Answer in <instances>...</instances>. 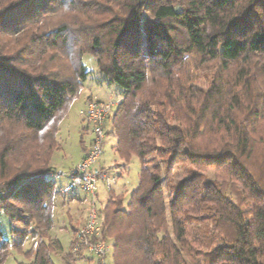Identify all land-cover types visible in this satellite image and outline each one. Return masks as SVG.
<instances>
[{"label":"trees","instance_id":"1","mask_svg":"<svg viewBox=\"0 0 264 264\" xmlns=\"http://www.w3.org/2000/svg\"><path fill=\"white\" fill-rule=\"evenodd\" d=\"M87 54L122 88L107 126L116 154L141 162L128 204L109 189L98 208L106 262L264 264V0H0V264L64 252L52 160ZM179 164L188 176L167 199ZM74 259L105 264L83 245Z\"/></svg>","mask_w":264,"mask_h":264},{"label":"rangeland","instance_id":"2","mask_svg":"<svg viewBox=\"0 0 264 264\" xmlns=\"http://www.w3.org/2000/svg\"><path fill=\"white\" fill-rule=\"evenodd\" d=\"M83 62L89 72V76L84 82L85 85L80 97L72 103L68 113L61 122L58 138L63 148L55 152V161L53 162L52 160V165H56L59 171V174L52 175V178L56 180L59 191L56 194L55 224L51 234L53 237L60 238L64 247V252L55 256L56 264H65L64 254L73 250L71 245L73 239L71 229L72 220V225L78 229L83 225L86 215H89L93 207L92 194L86 193L79 187L73 190L69 188L72 185V178L68 174L71 169L81 163L84 147L90 145L94 136L92 129L90 128V130L83 120V111L87 105L86 101L89 96L104 101H118L123 96L121 87L114 83L110 84L104 81L103 75L98 70L96 58L93 55H85ZM107 126L109 128L110 124ZM115 141L116 135L110 133L106 138L103 146V154L98 161V165L105 166L107 175L116 179L111 189L113 192L123 193L125 195V204H128L132 192L138 187L141 162L137 156H134L130 162L121 160L114 148ZM188 169L189 165L179 164L175 166L169 177L165 176L164 188L167 199L168 196L170 197L173 194L174 186L181 179L188 176ZM204 172L212 180L219 176V173L213 167L205 169ZM96 193L97 196L94 200L97 208H103L109 196V189L101 180L99 181ZM3 227L5 236L7 238L10 237L9 227L6 224ZM109 243L112 244V240ZM85 253L86 255H91L89 252ZM86 260L74 259L72 262L73 264H95V261ZM19 261L29 263L32 261V258L14 251L13 256L5 264H18Z\"/></svg>","mask_w":264,"mask_h":264},{"label":"built area","instance_id":"3","mask_svg":"<svg viewBox=\"0 0 264 264\" xmlns=\"http://www.w3.org/2000/svg\"><path fill=\"white\" fill-rule=\"evenodd\" d=\"M115 106L116 101H104L94 97L88 101L83 111L94 133V140L85 158L77 167L71 169L73 177L70 188L79 187L86 193L92 194L93 201L97 194L100 180L105 183L108 189H111L116 181L115 178L109 177L98 165L107 138L108 121L114 113ZM94 203L87 222L77 231V241L73 249L77 251L83 245L89 251L101 257L105 264H108L106 259L107 255L112 251V244L103 241H92L94 235L100 236L102 233L99 210Z\"/></svg>","mask_w":264,"mask_h":264},{"label":"crops","instance_id":"4","mask_svg":"<svg viewBox=\"0 0 264 264\" xmlns=\"http://www.w3.org/2000/svg\"><path fill=\"white\" fill-rule=\"evenodd\" d=\"M90 97V96H89ZM88 97V98H89ZM122 98H123V96H122ZM88 100V99H87ZM121 100V99H120ZM119 99H118V101H120ZM117 101V100H116ZM87 102V101H86ZM90 129V128H89ZM87 130V129H86ZM91 130V129H90ZM88 131V130H87ZM116 141H117V139H116ZM116 141H115V144H116ZM92 142V141H91ZM114 144V145H115ZM90 145H91V143H90ZM90 145L89 146H86V149H84V152H83V155H82V159L81 160H83V158H84V156L86 155V153L88 152V150H89V148H90ZM55 160H54V157H53V162H54ZM56 163V162H55ZM54 166V168L56 169V170H58V167L56 166V165H53ZM101 168H105L106 169V167L105 166H100ZM71 187V186H70ZM69 187V188H70ZM71 189V188H70ZM88 215V214H87ZM87 215H86V218H87ZM86 218H85V220H86ZM85 220H84V222H85ZM72 223H73V220H72V222H71V226H72ZM57 225V224H56Z\"/></svg>","mask_w":264,"mask_h":264}]
</instances>
